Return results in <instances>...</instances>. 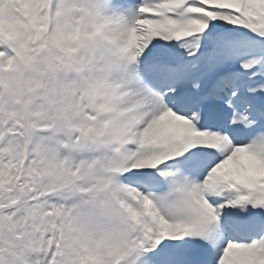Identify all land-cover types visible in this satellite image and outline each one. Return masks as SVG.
Instances as JSON below:
<instances>
[{
	"label": "snow or ice",
	"instance_id": "obj_1",
	"mask_svg": "<svg viewBox=\"0 0 264 264\" xmlns=\"http://www.w3.org/2000/svg\"><path fill=\"white\" fill-rule=\"evenodd\" d=\"M0 264H264V0H0Z\"/></svg>",
	"mask_w": 264,
	"mask_h": 264
}]
</instances>
